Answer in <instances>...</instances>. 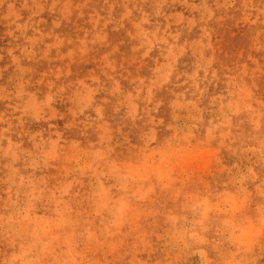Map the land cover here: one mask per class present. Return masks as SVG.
Returning <instances> with one entry per match:
<instances>
[{"label": "rangeland", "instance_id": "374dc122", "mask_svg": "<svg viewBox=\"0 0 264 264\" xmlns=\"http://www.w3.org/2000/svg\"><path fill=\"white\" fill-rule=\"evenodd\" d=\"M0 264H264V0H0Z\"/></svg>", "mask_w": 264, "mask_h": 264}]
</instances>
